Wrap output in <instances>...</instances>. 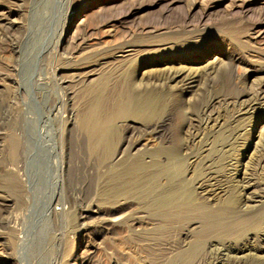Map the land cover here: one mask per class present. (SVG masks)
<instances>
[{"label": "rangeland", "instance_id": "374dc122", "mask_svg": "<svg viewBox=\"0 0 264 264\" xmlns=\"http://www.w3.org/2000/svg\"><path fill=\"white\" fill-rule=\"evenodd\" d=\"M35 1L0 0V264H164L166 257L180 248L182 231L173 225H157L153 220L150 174L128 175L114 164L112 158L119 147V138L110 153L92 147L85 122L86 83L83 78L72 77L68 68L84 66L92 60L88 64L102 68L99 71L106 70L117 61L107 58V62H102L100 51L105 47L124 44L134 37L155 39L181 33L191 37L192 43L205 47L191 56L170 52L163 62L165 66H199L222 58L230 65L214 75L212 82L221 84L229 72L236 88L251 90L264 76L260 70L264 68V0H56L53 7L42 4V11L49 17L46 22L37 23L36 28ZM65 13L71 14L68 23ZM63 21L65 35L59 46L56 49L51 46L37 62L34 58L39 45L54 43ZM31 28L37 30L32 34L35 45L25 51ZM135 48L137 54L150 47ZM32 73L34 81L38 78L44 81L43 87L33 85ZM45 91L52 95L50 103L59 95L69 100L68 106L62 107L64 120L54 123L66 167L59 185L48 183L37 187L28 181L24 160L35 147L31 136L40 131L45 134L46 145H52L51 126L46 118L48 106L43 107L40 95ZM174 94L184 100L191 98L180 90ZM203 99L201 95L190 102L185 100L183 107L199 106ZM215 106L222 110L226 103L215 101ZM69 110L72 118L67 115ZM231 112V122L242 123L249 129L243 135L244 140L256 142L255 134L264 128V119L253 121L248 115H241L245 116L240 119L244 123L235 122L233 119L239 118V114ZM185 113L182 130L188 145L193 139L190 124L197 116ZM28 118L32 119L30 126ZM173 120L176 125L178 114H173ZM172 125L168 133L171 129L169 135L175 140L177 131ZM163 144L159 137L146 133L140 146L150 151ZM195 149L192 142L182 151V157ZM238 152L234 156L243 162L249 160ZM196 161L188 160V169H184L189 172ZM256 176L264 180V167L257 170ZM158 179L159 187L171 185L164 175ZM54 192L51 216L43 217V203L50 202ZM85 207L90 212L81 224L77 212ZM23 239L30 243L24 245Z\"/></svg>", "mask_w": 264, "mask_h": 264}, {"label": "bare ground", "instance_id": "6f19581e", "mask_svg": "<svg viewBox=\"0 0 264 264\" xmlns=\"http://www.w3.org/2000/svg\"><path fill=\"white\" fill-rule=\"evenodd\" d=\"M57 2L35 1V28L37 23L49 17L47 12L42 11V4L53 7ZM65 15V23H68L71 14ZM60 29L62 30L54 43H40V50L34 58L37 62L51 46L53 49L59 46L65 35L64 21ZM35 30L31 28L29 31L30 41L24 46L25 51L32 44L35 45ZM190 38L181 33L155 39L134 37L130 41L126 39L128 41L124 44L120 42L100 51L102 62H107V58L117 61L106 70L104 66V70L99 71L102 68L97 70L93 64H88L92 60H88L84 66L76 63L77 67L68 68L72 77L83 78L86 83L88 99L85 122L92 140L91 145L110 153L119 138V147L112 158L114 164L128 175L150 174L153 183L150 214L153 220L157 225L179 227L183 234L180 248L177 252H171L164 264H264V180L256 176L257 170L264 167V128L255 134L257 141L250 144L244 140L246 136L243 137L245 133L248 134V127L236 122L247 115L253 121L264 119V76L258 80L256 87L246 90L236 88L229 72L221 84L215 85L212 82L214 75L220 73L224 66L230 65V62L227 63L222 58L205 64L199 63V66H165L166 63L163 62L170 52L190 55L202 51L201 47L205 45L192 43ZM136 46L150 48L145 51L141 49L142 52L134 54ZM260 70L264 72V68ZM33 76L34 73L31 75L33 85L36 83L37 87H43L44 81L40 78L34 81ZM179 90L191 95V98L185 99L189 102L201 95L204 99L199 106L186 109L183 107L185 100L182 96L174 94ZM48 91L40 92V95L44 100L43 107L46 104L48 106L46 118L51 126L49 141L52 145H46L45 134L40 131L31 136L35 147H32L24 160L28 181L36 183L34 186L37 187L48 183L59 185L66 167L62 148H58V130L54 128V123L64 120L62 107L69 100L59 95L55 102L50 103L52 95ZM34 97L38 102V97ZM215 101H223L226 106L222 110L216 109ZM232 110L239 114V118L233 119L236 124L231 122ZM186 111L197 116L190 124L193 139L188 145L184 142L182 130ZM229 113L232 115H228ZM173 114H178L176 125L173 124ZM67 115L72 118V110ZM229 116H232L231 119ZM69 118L66 120L70 124ZM31 120H26L29 126ZM240 122L244 123L242 120ZM172 124L177 131L175 140L172 139L173 136L170 137L171 129L170 135L168 133ZM146 133L159 137L164 144L155 150H144L145 147L140 144ZM192 142L196 149L182 157V151L190 147ZM236 151H240L239 155L249 160L243 162L237 158ZM234 152L237 156H234ZM189 158L197 161L188 172L184 168L188 169ZM240 165L241 168L238 167ZM159 175H164V179H168L171 185L159 187ZM55 193L50 202L43 203V217L51 216L50 203L55 198ZM89 212L86 207L77 212L81 224H84ZM24 239L22 242L26 245L29 240Z\"/></svg>", "mask_w": 264, "mask_h": 264}]
</instances>
